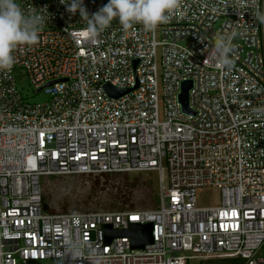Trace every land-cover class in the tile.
<instances>
[{
  "label": "built area",
  "instance_id": "1",
  "mask_svg": "<svg viewBox=\"0 0 264 264\" xmlns=\"http://www.w3.org/2000/svg\"><path fill=\"white\" fill-rule=\"evenodd\" d=\"M16 2L41 22L38 42L0 72V264H264V0H182L154 30L112 21L95 38L61 0ZM107 3L84 0L90 14ZM18 70L50 100L26 101ZM189 80L194 116L178 100ZM108 84L138 87L114 98ZM150 172L158 208L45 210L52 177ZM207 188L219 206H197ZM134 224H152V244L108 242L106 227Z\"/></svg>",
  "mask_w": 264,
  "mask_h": 264
},
{
  "label": "clouds",
  "instance_id": "2",
  "mask_svg": "<svg viewBox=\"0 0 264 264\" xmlns=\"http://www.w3.org/2000/svg\"><path fill=\"white\" fill-rule=\"evenodd\" d=\"M61 3L66 5L71 15L79 13L81 20L87 23V31L95 38L116 18L124 29L142 24L146 29L154 30L172 19L182 0H108L107 4L91 14L84 6V0H61ZM255 18L264 23V14L257 12ZM40 22V17L26 16L16 0H0V72H11L16 63L14 53L18 48L38 42L37 25ZM217 48L225 56L230 51L224 41H219ZM223 63L230 64L227 59Z\"/></svg>",
  "mask_w": 264,
  "mask_h": 264
},
{
  "label": "rangeland",
  "instance_id": "3",
  "mask_svg": "<svg viewBox=\"0 0 264 264\" xmlns=\"http://www.w3.org/2000/svg\"><path fill=\"white\" fill-rule=\"evenodd\" d=\"M115 24H120L119 19L113 20ZM121 25V24H120ZM17 88L23 98L30 103H44L50 100V96L44 92L36 93L29 77L23 70L16 73ZM144 176L143 183L146 187L136 190L133 193V203L137 209L149 210L159 206V182L156 172L140 173ZM132 180L135 175L128 174ZM47 178H43L46 181ZM119 181V180H118ZM105 181L97 176H65L47 180L45 183V197L50 206L57 212L68 209L70 212L84 211L91 209L105 210L104 205L109 200V191L100 190V185ZM149 182V185L147 184ZM143 185V186H144ZM168 173L164 171V187L168 188ZM105 192V193H104ZM196 203L199 207H215L221 203V192L218 189H199L196 192ZM264 255V248L262 250ZM221 259H218L219 262ZM212 261V260H209ZM193 260L191 264H203ZM36 264H63L62 260L47 259L38 261Z\"/></svg>",
  "mask_w": 264,
  "mask_h": 264
},
{
  "label": "trees",
  "instance_id": "4",
  "mask_svg": "<svg viewBox=\"0 0 264 264\" xmlns=\"http://www.w3.org/2000/svg\"><path fill=\"white\" fill-rule=\"evenodd\" d=\"M91 177V175H82ZM100 179H103L105 182L100 185V190L109 191V200L106 201L104 205L105 210L113 211V210H134L137 209L135 204L133 203V193L141 189V187H146L144 185L143 180L144 176L142 174L135 175L132 180L129 179L128 174H106V175H98ZM54 178V177H52ZM119 180V181H118ZM149 185V182H147ZM144 185V186H143ZM105 193V192H104ZM44 207L47 212L50 213H70L68 209H64L57 212L44 198ZM91 210H102V209H91ZM90 211V210H84ZM74 212H80L74 211ZM206 264V263H203ZM207 264H243L241 259H221L219 262L217 260L207 261Z\"/></svg>",
  "mask_w": 264,
  "mask_h": 264
},
{
  "label": "water",
  "instance_id": "5",
  "mask_svg": "<svg viewBox=\"0 0 264 264\" xmlns=\"http://www.w3.org/2000/svg\"><path fill=\"white\" fill-rule=\"evenodd\" d=\"M138 62H139L138 60H135L134 61L135 65H137ZM60 81H64V80H60ZM54 83H56V81L50 82L47 86H51ZM137 87L138 85L133 89H117L112 85L108 84L105 86V90L111 97L119 98L131 92L132 90L136 89ZM192 87H193V82L191 80L183 82L178 100L181 105L182 111L188 115L194 116L195 112L190 108L189 105L190 102L189 93ZM41 91L42 88L38 89L36 93H40ZM152 230H153L152 224H147L144 226L134 224L131 226V229L129 231H116V232H111V228L106 227L108 242H110L114 237L128 236L131 238L132 248L137 250L144 249L146 245L153 243Z\"/></svg>",
  "mask_w": 264,
  "mask_h": 264
}]
</instances>
